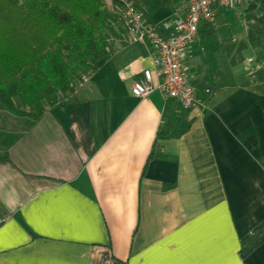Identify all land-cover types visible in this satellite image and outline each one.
I'll use <instances>...</instances> for the list:
<instances>
[{"label": "crops", "instance_id": "obj_1", "mask_svg": "<svg viewBox=\"0 0 264 264\" xmlns=\"http://www.w3.org/2000/svg\"><path fill=\"white\" fill-rule=\"evenodd\" d=\"M110 33L76 99L36 122L0 109V264H264V77L213 80L197 40L184 65L210 93L186 132L157 135L167 100L131 92L151 56Z\"/></svg>", "mask_w": 264, "mask_h": 264}, {"label": "trees", "instance_id": "obj_2", "mask_svg": "<svg viewBox=\"0 0 264 264\" xmlns=\"http://www.w3.org/2000/svg\"><path fill=\"white\" fill-rule=\"evenodd\" d=\"M129 1L155 22L154 13L171 0ZM118 7V0H0V109L36 122L45 102L59 90H68L65 101L76 99L71 81L77 79L78 84L108 56V32L120 24ZM244 19L251 24L245 41L237 43L222 20L201 22L196 41L211 43L231 64H235L232 53L247 43L262 46L264 52V0H248ZM194 84L198 97L206 86ZM189 111L168 99L163 117L172 129L158 130L157 135L177 137L186 132L192 121L187 119Z\"/></svg>", "mask_w": 264, "mask_h": 264}, {"label": "built area", "instance_id": "obj_3", "mask_svg": "<svg viewBox=\"0 0 264 264\" xmlns=\"http://www.w3.org/2000/svg\"><path fill=\"white\" fill-rule=\"evenodd\" d=\"M118 1L116 19L127 27L128 43L144 45L154 67L143 70L131 87L132 94L146 96L159 90L165 100L172 99L182 109L190 110L197 103V86L184 65L185 52L195 43L201 22H215L218 7L235 10L243 0H182V10L173 11L160 22L148 21L129 0ZM90 75H83L77 88L87 83ZM203 92L209 94L210 88L206 86Z\"/></svg>", "mask_w": 264, "mask_h": 264}, {"label": "rangeland", "instance_id": "obj_4", "mask_svg": "<svg viewBox=\"0 0 264 264\" xmlns=\"http://www.w3.org/2000/svg\"><path fill=\"white\" fill-rule=\"evenodd\" d=\"M173 8L172 0L160 7L153 15L154 21H160L166 16H168ZM227 20V23L229 24L231 28V32L236 38V42L239 43L240 41H245L246 37V31L248 27L251 25L250 23L246 22L244 19V6L240 5L238 9L236 10H227L225 11V17ZM120 29H116L119 28ZM124 28H127L125 24L120 23L119 25H116L113 27V29L116 32H120V30H123ZM108 32V38L111 40L112 33ZM199 47V46H197ZM263 47L257 46L252 47L250 44L247 43V46L240 52H233L232 55L234 56V63L235 64H225V60L221 59L220 56H218V52L216 49L212 47L210 43H204L202 44V47L200 48L199 54V60L202 63L203 62V69L205 71V74H207L210 78H215L221 76L219 78H222L224 76H228L231 73L236 75L237 82H247L248 79L250 80H256L261 79L264 77V52H262ZM101 62V61H100ZM221 63L223 68H221ZM100 63H98L99 65ZM94 67V71L97 70V67ZM244 67H246L244 69ZM221 69L220 74H216V71ZM223 69V70H222ZM93 70L91 72H93ZM80 71V70H79ZM83 72V71H82ZM219 73V71H218ZM79 77V76H78ZM215 80V79H213ZM218 80V78L216 79ZM77 79H73L71 81L72 86L77 87L76 83ZM68 95V90L61 89L59 90L56 95L51 97L49 101L45 102V104L54 101L55 99H61V95Z\"/></svg>", "mask_w": 264, "mask_h": 264}]
</instances>
